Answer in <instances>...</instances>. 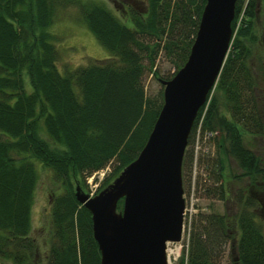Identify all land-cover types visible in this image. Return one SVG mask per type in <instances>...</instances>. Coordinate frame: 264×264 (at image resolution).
Here are the masks:
<instances>
[{
	"label": "trees",
	"instance_id": "obj_1",
	"mask_svg": "<svg viewBox=\"0 0 264 264\" xmlns=\"http://www.w3.org/2000/svg\"><path fill=\"white\" fill-rule=\"evenodd\" d=\"M146 4L145 14L132 9L129 27L96 1L0 0V260L41 264L30 235L40 163L62 187L51 201L45 264H100L91 213L76 200L74 184L86 186L87 176L112 166L103 180L106 186L137 157L163 103L161 90L147 92L145 76L161 82L184 64L205 0ZM258 5L259 0L235 3L230 48L195 118L181 170L183 183L189 182L199 129L202 136L212 134L207 141L216 149L209 173L213 183L201 186L205 196L229 199L228 158L241 170L233 178L247 179V184L232 195L238 206L234 214L202 212L196 206L187 250L176 264H264V215L250 193L256 189L264 195V158L244 142L246 135L264 138V84L258 85L248 59L256 42L252 29ZM69 6L77 8L109 58L60 70L56 35L48 28L59 10ZM160 53L175 68L171 77L159 74ZM209 151L198 163L207 165Z\"/></svg>",
	"mask_w": 264,
	"mask_h": 264
},
{
	"label": "water",
	"instance_id": "obj_2",
	"mask_svg": "<svg viewBox=\"0 0 264 264\" xmlns=\"http://www.w3.org/2000/svg\"><path fill=\"white\" fill-rule=\"evenodd\" d=\"M236 1L205 0L186 61L161 81L163 103L137 157L94 195L75 184L76 200L91 213L100 264H168L166 243L181 240L184 151L229 51Z\"/></svg>",
	"mask_w": 264,
	"mask_h": 264
},
{
	"label": "rangeland",
	"instance_id": "obj_3",
	"mask_svg": "<svg viewBox=\"0 0 264 264\" xmlns=\"http://www.w3.org/2000/svg\"><path fill=\"white\" fill-rule=\"evenodd\" d=\"M105 4L108 8L112 9L124 23L131 27L130 13L133 10L140 11L141 13L147 12L146 0H126L120 6L113 0H91ZM119 1V0H118ZM135 7H134V6ZM133 6V8L131 7ZM77 8L69 6L64 10H59L56 14L54 23L48 30L56 35V47L60 51V58L58 60L60 70L63 71L67 68H75L79 65L86 63L87 59L105 60L110 57V53L105 49L92 32L87 28L85 23L79 17ZM253 33H255L256 42L252 45V54L248 58L252 69L257 76V83L263 86L264 82V0H259L257 8V17L253 19ZM239 21L236 23V28ZM156 66L159 74L164 77H171L175 68L170 60L163 57L160 53L156 60ZM145 88L151 95H155L161 90L163 92V84L151 74L145 76ZM199 133L195 134L194 145L198 143L199 146L203 145L204 140H200ZM245 144L250 147L256 154H260L264 158V138L262 136L251 137L250 135L244 136ZM206 144V143H205ZM209 153L207 154V165L198 163V159L205 151L200 152V148H194L195 162L190 175L189 182L186 180L183 183V196L185 204H187L186 222H184L183 240L179 244L170 243L168 245L170 256L169 264H174L179 260L184 250L185 237L189 231L190 221L193 215V209L190 204L193 203L198 206L200 211H218L234 214L238 206L232 201V195L239 188H243L247 184V179L238 180L233 178V174L239 173L241 170L236 162L228 158L225 163L226 186L229 191V199L225 202L218 201L217 198L210 196L206 197L202 192L201 186L212 185L213 180L209 173L215 166L213 161L216 157L215 145L210 142ZM211 159V160H209ZM38 178L34 188L33 202L31 206V232L38 245L39 262L45 264L49 252L50 237H51V221H50V206L54 195L62 191V187L53 177V172L50 168L37 163ZM112 171V166L98 171L85 178L86 186L81 184L83 191L88 192L90 195L98 193L105 186L103 180ZM209 174V175H208ZM189 178V177H187ZM77 183V182H76ZM79 184V183H78ZM75 186V184H74ZM189 191V193H188ZM260 195V193L258 194ZM193 197V199L191 198ZM231 197V198H230ZM264 201V195L261 194ZM211 206V207H210ZM259 213V211H256ZM260 214V213H259ZM189 221V222H188ZM179 250V251H178ZM0 264H10V262L0 260Z\"/></svg>",
	"mask_w": 264,
	"mask_h": 264
},
{
	"label": "flooded vegetation",
	"instance_id": "obj_4",
	"mask_svg": "<svg viewBox=\"0 0 264 264\" xmlns=\"http://www.w3.org/2000/svg\"><path fill=\"white\" fill-rule=\"evenodd\" d=\"M116 4H119L120 6L123 4V2H125L126 0H113ZM134 6V5H133ZM133 6H131L132 8H133ZM135 7V6H134ZM250 193L255 197V198H257L258 199V203H259V210L261 211V213L264 215V201L262 200V198H261V194L260 195H258L260 192L259 191H256V189L255 190H253V191H250ZM258 210V211H259Z\"/></svg>",
	"mask_w": 264,
	"mask_h": 264
},
{
	"label": "built area",
	"instance_id": "obj_5",
	"mask_svg": "<svg viewBox=\"0 0 264 264\" xmlns=\"http://www.w3.org/2000/svg\"><path fill=\"white\" fill-rule=\"evenodd\" d=\"M209 136H211V133H210V132L206 133L205 138H206V137H209ZM197 146L199 147V145H197ZM193 211H194V210H193Z\"/></svg>",
	"mask_w": 264,
	"mask_h": 264
},
{
	"label": "bare ground",
	"instance_id": "obj_6",
	"mask_svg": "<svg viewBox=\"0 0 264 264\" xmlns=\"http://www.w3.org/2000/svg\"><path fill=\"white\" fill-rule=\"evenodd\" d=\"M179 251V250H178Z\"/></svg>",
	"mask_w": 264,
	"mask_h": 264
}]
</instances>
